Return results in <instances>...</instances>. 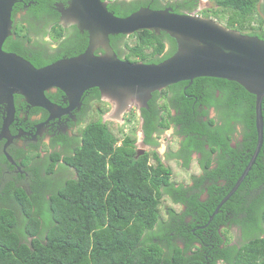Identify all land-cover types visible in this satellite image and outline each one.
<instances>
[{"label":"trees","instance_id":"trees-1","mask_svg":"<svg viewBox=\"0 0 264 264\" xmlns=\"http://www.w3.org/2000/svg\"><path fill=\"white\" fill-rule=\"evenodd\" d=\"M29 1L37 0H24ZM165 1V7L178 14H191L200 8V0ZM211 1L213 9L197 14L210 18L209 11L218 19L227 17V28L264 40V0ZM119 4L113 3L109 10L126 17L149 6V1L124 3V7ZM165 7L159 4L151 9ZM110 40L118 56L130 62L159 64L177 51L176 40L165 32L142 30ZM84 45H88L87 39ZM16 47L22 49L13 42L10 51ZM83 52L68 50L66 58ZM186 84L189 82L175 87L182 89ZM193 85L204 88L201 103L211 101L210 105L223 108L220 115L224 123L186 116L188 101L184 100L183 117L177 121L182 126L179 133L185 136L183 148L170 156L179 158L176 163L187 175L174 176V165L166 166L156 152L136 159V137L124 134L114 123L103 122L102 111L98 112L79 127L80 145L73 156L64 159L75 169L76 179L53 184L50 166L45 177L37 174L34 195L15 181L3 186L0 183V264H264V144L238 191L209 223L256 150V98L228 80L198 78ZM217 91L220 97H216ZM180 94L186 99L183 91ZM168 116L173 118L170 113ZM240 116L245 136L235 148L230 145L235 132L232 121H240ZM169 126V122L165 124L166 129ZM205 144L222 151L215 169L210 170L212 154ZM193 152L203 157L193 160ZM52 157L60 160L59 156ZM194 162L197 167L200 164L204 177L196 187L186 188V178L196 176ZM220 178L226 180L225 185L216 184ZM207 180L212 185L209 197L202 201V185ZM188 216L196 221L186 223ZM228 221L242 227V240H236L239 245H231V231H219ZM198 222L209 226L199 229Z\"/></svg>","mask_w":264,"mask_h":264},{"label":"water","instance_id":"water-1","mask_svg":"<svg viewBox=\"0 0 264 264\" xmlns=\"http://www.w3.org/2000/svg\"><path fill=\"white\" fill-rule=\"evenodd\" d=\"M19 3L23 0H0V110L6 107L4 138L14 120L16 95L23 96L30 107L47 110L51 119L56 113L70 114L80 106L84 93L94 88L121 106L133 105L134 99L147 105L152 93L182 82L192 83L198 78L236 82L255 96L256 150L236 185L211 216V222L247 178L264 144V40L197 14L144 7L120 17L102 0H72L68 9L60 11L67 20L76 22L82 31L89 33L88 48L79 56L37 68L4 49L6 40L12 35L13 9ZM142 30L169 34L177 42L176 53L159 64L119 58L110 37L131 36ZM98 44L107 49L106 54L95 55ZM54 89L64 93L68 103L66 109L46 96Z\"/></svg>","mask_w":264,"mask_h":264},{"label":"flooded vegetation","instance_id":"flooded-vegetation-1","mask_svg":"<svg viewBox=\"0 0 264 264\" xmlns=\"http://www.w3.org/2000/svg\"><path fill=\"white\" fill-rule=\"evenodd\" d=\"M71 1L37 0L36 2L29 1L26 3L23 0L21 7L15 6L13 9L12 35L4 44L5 50L18 54L37 68L48 66L66 58L68 50L86 51L89 45V33L82 31L76 22L67 20L60 11L68 9ZM102 1L108 4V8L113 3H120L119 5L124 7L125 4L129 5L133 1L139 3L149 1V6H147L149 8L159 4L166 6L165 0ZM164 9L173 10L171 7H165ZM198 11L191 14H197ZM86 39L88 40L87 46L84 45ZM13 42L21 46L22 49L18 50L16 47L15 51H10L9 47ZM94 53L101 56L107 53V49L102 44H98ZM180 84H185V82ZM175 86L154 92L158 93L156 95L152 93L147 105H143L134 99L133 105L128 106H121L114 101H110L97 88L90 89L84 93L79 107L72 110L70 114L56 113L53 119H51L52 115L47 110L40 107H30L23 96L16 95V112L13 122L8 126L9 130L6 138L3 137L2 132L6 107L2 106L0 110V183L3 186L9 181H15L18 187L25 189L29 195H34L36 192L33 187L36 185L37 174L45 177L47 167L50 166L52 171L49 173V177L53 184L58 181L76 179L75 169L66 164L64 159L67 156H73L77 146L80 145L79 127L84 126L89 118L95 117L101 111L103 122L114 123L119 126L118 128L124 134L136 137L134 143L136 159L143 158L151 152H156L166 166H173V163L179 158L170 155L177 154L183 148L182 143L185 139V136L179 133L182 126L177 123L183 117L184 100L185 102L188 101L187 111L184 112L186 116L198 117L204 122L215 119L217 125L224 123L223 116L220 115L222 107L216 108L214 105H210L211 101L210 104L200 102L205 95L203 93L204 88L201 90L194 88L193 82L184 85L182 89ZM181 91L185 93L187 100L180 97ZM46 96L54 104L64 109L68 107L67 99L60 90H50L46 93ZM216 97H220L219 91L216 92ZM169 113L173 118L168 116ZM242 118L240 121H232V124L235 125V132L234 134L232 132V136H230L232 137L230 145L235 148L237 142H244L245 126ZM168 122L170 126L166 129L165 124ZM126 124L133 125V129L131 128L132 130L128 131L129 133L124 131L123 127ZM171 130L172 132L169 133ZM171 137L178 140L176 147L178 149L171 147L172 142L168 141ZM162 140L168 142L165 145L164 152L161 151L163 147ZM204 147L212 154L210 170L217 168L219 166L218 156L222 151L218 152L216 148H211L208 144H205ZM54 155L59 156L60 160L54 159L52 157ZM202 157L199 152L192 153L193 160ZM200 167L199 164V171H196L194 178H190L189 183L185 186L186 188L196 187V183L201 179L200 177H204ZM216 184L223 186L226 184V180L220 178ZM211 185L210 180L205 181L202 185V188H204V192L200 197L202 201L209 197L208 192ZM49 197L50 195L47 196V198ZM14 206L18 212L23 211L19 209L18 204ZM183 210H186V207H183ZM243 216L241 219H243ZM227 217L229 219L233 218L231 213H228ZM185 221L190 223L196 220L188 216ZM200 223L198 222L197 228L206 229L211 222L202 226ZM241 228V226L228 221L226 225L219 227V231L222 232L228 229L237 233L238 240L243 237ZM204 234L206 235V233ZM179 244L182 245V241H179ZM195 244L199 247L202 246L200 242H195ZM235 244L239 245V242L232 240L231 245Z\"/></svg>","mask_w":264,"mask_h":264},{"label":"rangeland","instance_id":"rangeland-1","mask_svg":"<svg viewBox=\"0 0 264 264\" xmlns=\"http://www.w3.org/2000/svg\"><path fill=\"white\" fill-rule=\"evenodd\" d=\"M201 1V7L199 8V10H210V9H213L214 7H215V5H214V2L213 1H211V0H200ZM199 12V11H198ZM197 12V13H198ZM208 13V15L210 16V18H208V19H212V20H215L216 22H218L219 24H221L222 26H224V27H226V22H227V17H224V18H222V19H218V18H216L212 13H209V11L207 12ZM201 16V15H200ZM203 17V16H202ZM206 18V17H205ZM131 42H133V41H131ZM133 44V43H132ZM150 51L151 50H148L147 52L148 53H150ZM124 131H126V132H128V131H131L132 129H133V125L131 124V125H124ZM132 128V129H131ZM170 132H172V130L171 131H169V133ZM129 133V132H128ZM173 140V141H172ZM169 142H172V144H171V147L173 148V149H178V148H176L177 147V145H178V140L177 139H175V138H173V137H171L169 140H168ZM162 143H163V147H162V149H161V151L162 152H164V148H165V145L166 144H168V142H166V141H164V140H162ZM173 167L174 168H172V170H173V173H174V176H177V177H179V173L180 174H185V175H187L186 173H184V171L183 170H181L182 169V167L180 166V164H177L176 162H174L173 163ZM195 168H198L197 166H195ZM181 179V178H180ZM188 180V182H189V178L187 179L186 178V181ZM170 200H171V198H170ZM228 236H229V238L231 239V240H233V241H235V240H237V233H234V232H230V234H228Z\"/></svg>","mask_w":264,"mask_h":264},{"label":"clouds","instance_id":"clouds-1","mask_svg":"<svg viewBox=\"0 0 264 264\" xmlns=\"http://www.w3.org/2000/svg\"><path fill=\"white\" fill-rule=\"evenodd\" d=\"M194 170H196V171H199V169H198V168H195V162H194Z\"/></svg>","mask_w":264,"mask_h":264}]
</instances>
